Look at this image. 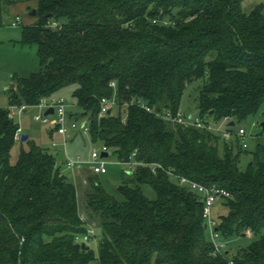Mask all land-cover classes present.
Listing matches in <instances>:
<instances>
[{"label": "trees", "instance_id": "obj_1", "mask_svg": "<svg viewBox=\"0 0 264 264\" xmlns=\"http://www.w3.org/2000/svg\"><path fill=\"white\" fill-rule=\"evenodd\" d=\"M243 1L0 0V27L10 8L36 2V21L23 28L21 43L37 47L40 71L15 79L11 104L26 109L73 87L81 114L70 118L83 119L92 142L113 150L119 162L139 163L117 187L122 201L95 181L99 175L88 178L87 207L99 214L103 238L97 254L83 250L76 237L89 230L75 184L29 137L11 164L20 125L0 107V264H264L262 123L243 165L249 148L238 138L226 141L162 117L180 112L196 81L204 83L198 111L205 124L214 118L236 125L258 114L264 13H245ZM103 99L115 102L105 115ZM177 176L228 193L215 228L226 248L248 232L251 242L231 258L226 248L213 256L204 198ZM142 185L157 198L148 199Z\"/></svg>", "mask_w": 264, "mask_h": 264}, {"label": "rangeland", "instance_id": "obj_2", "mask_svg": "<svg viewBox=\"0 0 264 264\" xmlns=\"http://www.w3.org/2000/svg\"><path fill=\"white\" fill-rule=\"evenodd\" d=\"M242 7L245 13H250L258 7H262L264 13V0H244ZM35 8L36 5L32 2L26 7H12L4 15L5 24L0 27V107L9 108L14 113L13 117L22 129V136H29V142H35L38 146L52 153L57 158L59 165L62 166L63 173L75 184L78 191L80 213L87 223L88 230L94 232L92 239L87 241V245L97 254L99 244L103 238L102 221L99 214L94 213L87 207V195L92 186L88 178L94 176L92 166L89 163L91 161V155L94 151H98L101 154L102 144L92 142L89 136L82 135L79 131H72L65 145L63 138L58 137L59 135L57 133L50 134V131L55 130L56 127L53 117H51L49 124L35 121L33 119L34 115L41 114L43 112L42 110L36 106H29L24 111L22 106L12 105L10 101L12 95L11 90L14 89L12 85L15 84V79L28 78L31 74L40 71L37 47L35 45H23L21 43L23 39V28L30 21H36V18L30 15ZM17 16L21 17L22 21L19 25L12 26L11 24L16 20ZM203 84V81H196L186 89L180 107V112L185 117H192L193 119L199 117L198 100ZM72 91L73 87L65 88L58 92L55 97H64L74 106ZM68 109L69 113L81 114L80 109L76 107L72 109L71 106ZM77 122L80 124L84 120L79 119ZM208 122L212 127V131L220 137H223L225 131L230 130L228 126L229 121L226 119L216 121L214 118H209ZM263 122L264 104L257 115L251 116L247 120L238 122L234 127H231L232 131L244 128L247 134L250 135L246 138L249 143V151L243 154V165L251 160L252 155L250 152L255 147L256 135L261 131L260 124ZM37 132L40 134L37 135ZM53 142L58 143L56 149L52 147ZM28 147V142L17 141L11 152V164L17 162L21 149H28ZM220 147L223 151L222 145ZM69 159L82 162L81 167L74 169L67 168L65 163ZM106 162L107 173L97 176L95 181H98L110 195L122 201L123 196L119 193L117 187L127 179V174H130V170H128L126 164L117 160L113 150L109 151ZM141 189L148 199L155 200L157 198L155 191L149 185H142ZM226 212V209L221 206V203L217 202L212 209V216L217 220ZM247 236L236 237L229 241L226 249L229 252L230 258L239 249L246 247L251 242V232H248ZM92 264L99 263L98 261H94Z\"/></svg>", "mask_w": 264, "mask_h": 264}, {"label": "built area", "instance_id": "obj_3", "mask_svg": "<svg viewBox=\"0 0 264 264\" xmlns=\"http://www.w3.org/2000/svg\"><path fill=\"white\" fill-rule=\"evenodd\" d=\"M21 22L20 17H16V20L12 22V26H17ZM51 26L56 27L57 23L54 22ZM112 86H115L114 83L111 84ZM115 105V102L109 101L107 99H103L101 101V115H105L109 113L112 109V107ZM139 105L144 108L146 111L151 112V109L145 105L142 102H139ZM37 108L42 110L43 112L41 114H35L33 119L35 121H41L44 124H49L51 117L54 118V122L56 124L55 129L57 130V133L62 136L64 140V144L66 145V140L70 136L72 131H79L82 135H89V127L87 123H78L77 121L70 120L68 108L73 106L72 103H69L64 97H58V98H42L37 105H35ZM22 109H25V107H22ZM52 109L53 113L46 114L48 110ZM14 113L11 112V115L13 116ZM166 121L171 122L173 124H180L184 125L186 127H196L199 129L207 128L208 130L212 131V127L210 124H205L199 117L192 118V117H185L181 112H178L177 114L173 115L170 112L165 113L162 116ZM250 135L247 134V131L244 128H240L237 131H231L227 130L223 133V138L226 141H231L235 138H238L240 140V143L242 144V147L244 149L249 148V143L247 141V137ZM22 129L19 128L16 135L15 140L20 141L22 139ZM52 147L55 149L58 147L57 142H53ZM103 153H108L109 156V149L106 146H102L101 148V154L98 151H94L91 155V161L89 162L92 166L93 173L96 175H103L107 173V157H102ZM81 163L79 161L71 160L69 159L67 161V167L69 169H74L76 167H81ZM128 166V170H130V173H132L137 166H139L138 162H126L123 163ZM172 175V173H170ZM177 182L181 186H189L192 190L198 192L201 194L204 198L205 202V208H204V216L207 220L208 229L210 230L211 238L214 245V250L212 252L213 256H218L224 252V249L226 248V243L222 241L221 236L219 232L216 230L217 221L213 219L212 216V209L215 207V204L217 202H220L223 197L229 196L228 193H226L223 190L217 189L215 187H207L204 185H201L199 183L193 182L191 180H188L184 177L177 176ZM93 231H88L87 234L80 236L78 235L76 237V240L78 242L85 243L87 241H90L93 237ZM231 264H233L231 262Z\"/></svg>", "mask_w": 264, "mask_h": 264}, {"label": "water", "instance_id": "obj_4", "mask_svg": "<svg viewBox=\"0 0 264 264\" xmlns=\"http://www.w3.org/2000/svg\"><path fill=\"white\" fill-rule=\"evenodd\" d=\"M36 15V10H33L32 11V13H31V16H35ZM15 85H12V87H14ZM49 113H53V110L52 109H50V110H48L47 112H46V114H49ZM230 126H234L235 124H234V122H230V124H229ZM262 126H263V128H264V123H262ZM28 139V136H23L22 137V140L23 141H26ZM102 157H108V153H103L102 154ZM207 227H208V225L207 224H205L204 225V228L205 229H207ZM82 249L83 250H88L89 249V246H87L85 243H83L82 244Z\"/></svg>", "mask_w": 264, "mask_h": 264}, {"label": "crops", "instance_id": "obj_5", "mask_svg": "<svg viewBox=\"0 0 264 264\" xmlns=\"http://www.w3.org/2000/svg\"><path fill=\"white\" fill-rule=\"evenodd\" d=\"M32 3V2H31ZM35 5H36V2H33ZM30 3H25V4H19V5H17V6H24V7H26L27 5H29ZM29 7V6H28ZM17 17H19V16H17ZM21 18V17H20ZM21 21H22V19H21ZM34 23V20H32V21H30L29 23H27V25H31V24H33ZM12 25V24H11ZM15 87V86H14ZM70 108V107H69ZM72 109H73V106H72ZM69 110V109H68ZM24 111H26V109H24ZM69 116H70V113H69ZM70 118V117H69ZM70 120H73L72 118H70ZM57 133V132H56ZM40 133L39 132H37V135H39ZM58 134V133H57ZM59 135V134H58ZM29 137V136H28ZM58 137H62V136H58ZM55 141V140H54Z\"/></svg>", "mask_w": 264, "mask_h": 264}]
</instances>
